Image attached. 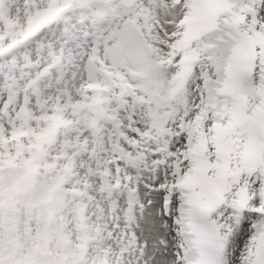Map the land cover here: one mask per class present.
I'll use <instances>...</instances> for the list:
<instances>
[{"label": "snow or ice", "instance_id": "snow-or-ice-1", "mask_svg": "<svg viewBox=\"0 0 264 264\" xmlns=\"http://www.w3.org/2000/svg\"><path fill=\"white\" fill-rule=\"evenodd\" d=\"M0 264H264V0H0Z\"/></svg>", "mask_w": 264, "mask_h": 264}]
</instances>
